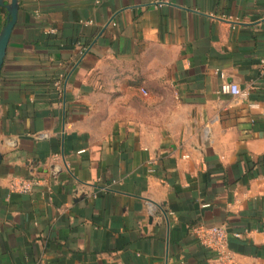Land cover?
<instances>
[{
	"label": "crops",
	"instance_id": "1",
	"mask_svg": "<svg viewBox=\"0 0 264 264\" xmlns=\"http://www.w3.org/2000/svg\"><path fill=\"white\" fill-rule=\"evenodd\" d=\"M18 5L0 264H223L200 224L227 227L235 264H264V0ZM22 178L38 181L12 190Z\"/></svg>",
	"mask_w": 264,
	"mask_h": 264
},
{
	"label": "built area",
	"instance_id": "2",
	"mask_svg": "<svg viewBox=\"0 0 264 264\" xmlns=\"http://www.w3.org/2000/svg\"><path fill=\"white\" fill-rule=\"evenodd\" d=\"M86 48H81L83 53ZM143 93H146L142 90ZM221 94H229L232 96H242L245 93L236 83L224 82L220 86ZM35 178H22L11 184V189L18 192H29L37 184ZM192 232L198 242L203 246L210 248L223 264H235L234 253L229 249V232L226 226L221 225H196L192 228ZM233 236L240 237V233H233Z\"/></svg>",
	"mask_w": 264,
	"mask_h": 264
},
{
	"label": "water",
	"instance_id": "3",
	"mask_svg": "<svg viewBox=\"0 0 264 264\" xmlns=\"http://www.w3.org/2000/svg\"><path fill=\"white\" fill-rule=\"evenodd\" d=\"M18 0H0V8H4L6 11L5 21L0 28V73L4 62L6 48L12 33V30L16 24L18 16ZM1 160V153H0Z\"/></svg>",
	"mask_w": 264,
	"mask_h": 264
},
{
	"label": "flooded vegetation",
	"instance_id": "4",
	"mask_svg": "<svg viewBox=\"0 0 264 264\" xmlns=\"http://www.w3.org/2000/svg\"><path fill=\"white\" fill-rule=\"evenodd\" d=\"M3 10H5L4 8H0V11H3Z\"/></svg>",
	"mask_w": 264,
	"mask_h": 264
}]
</instances>
